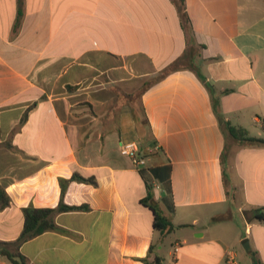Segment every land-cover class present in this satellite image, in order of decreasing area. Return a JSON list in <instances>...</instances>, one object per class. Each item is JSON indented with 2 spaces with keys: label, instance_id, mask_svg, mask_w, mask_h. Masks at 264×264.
I'll use <instances>...</instances> for the list:
<instances>
[{
  "label": "crops",
  "instance_id": "crops-1",
  "mask_svg": "<svg viewBox=\"0 0 264 264\" xmlns=\"http://www.w3.org/2000/svg\"><path fill=\"white\" fill-rule=\"evenodd\" d=\"M218 116L264 139V0H0V264H264V147Z\"/></svg>",
  "mask_w": 264,
  "mask_h": 264
},
{
  "label": "trees",
  "instance_id": "trees-1",
  "mask_svg": "<svg viewBox=\"0 0 264 264\" xmlns=\"http://www.w3.org/2000/svg\"><path fill=\"white\" fill-rule=\"evenodd\" d=\"M184 22L187 21V16L183 11ZM198 78L205 82V78L200 74L199 71H195ZM207 89L211 92V87L206 84ZM215 108L217 104L214 103ZM218 121L220 125L229 133V135L236 141H239L244 146L250 147H264V139L250 137L244 129L240 127H233L228 122H225L220 116H218ZM71 181H77L80 183L91 184L96 186V182L93 179H85L81 176L74 174L69 180L60 179L61 187V201L59 205L54 209H36L33 207H27L23 209L24 214V225L23 231L19 238V242H24L34 237H37L48 231H55L58 228L54 224V216L58 213L71 212V211H88L89 207L87 205L82 206H67L63 203V196L65 194L66 188ZM151 187L148 186L150 191ZM151 199V193L148 192L146 199L143 202L149 201ZM154 213V228L160 232L162 238L170 234L174 229V225L171 221L158 212L154 207H150ZM251 216L258 222H264V208L253 209ZM1 255L6 256L13 264H17L14 256L11 255L6 250L1 252ZM143 264H161V259L153 254V246L150 247L148 255L142 260Z\"/></svg>",
  "mask_w": 264,
  "mask_h": 264
},
{
  "label": "built area",
  "instance_id": "built-area-1",
  "mask_svg": "<svg viewBox=\"0 0 264 264\" xmlns=\"http://www.w3.org/2000/svg\"><path fill=\"white\" fill-rule=\"evenodd\" d=\"M122 155L127 156L131 159L133 165L139 169L145 166V159L139 153L134 144L122 145L120 148ZM180 245H176L174 248V254L179 251ZM226 262L228 264H240L232 251L227 252Z\"/></svg>",
  "mask_w": 264,
  "mask_h": 264
},
{
  "label": "water",
  "instance_id": "water-1",
  "mask_svg": "<svg viewBox=\"0 0 264 264\" xmlns=\"http://www.w3.org/2000/svg\"><path fill=\"white\" fill-rule=\"evenodd\" d=\"M244 247H246V246H244Z\"/></svg>",
  "mask_w": 264,
  "mask_h": 264
}]
</instances>
